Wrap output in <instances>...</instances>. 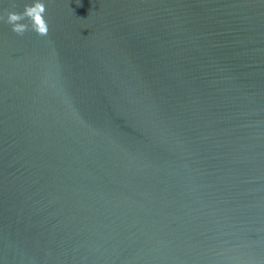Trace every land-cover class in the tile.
Returning <instances> with one entry per match:
<instances>
[{
	"label": "water",
	"instance_id": "obj_1",
	"mask_svg": "<svg viewBox=\"0 0 264 264\" xmlns=\"http://www.w3.org/2000/svg\"><path fill=\"white\" fill-rule=\"evenodd\" d=\"M43 3L0 21V264H264V0Z\"/></svg>",
	"mask_w": 264,
	"mask_h": 264
},
{
	"label": "clouds",
	"instance_id": "obj_2",
	"mask_svg": "<svg viewBox=\"0 0 264 264\" xmlns=\"http://www.w3.org/2000/svg\"><path fill=\"white\" fill-rule=\"evenodd\" d=\"M5 9L0 14V21L10 25L11 31L18 36H23L25 32L33 31L39 36H46L49 31L48 22L45 19L46 7L43 0H32L31 4H25L22 11ZM26 21V22H24Z\"/></svg>",
	"mask_w": 264,
	"mask_h": 264
}]
</instances>
